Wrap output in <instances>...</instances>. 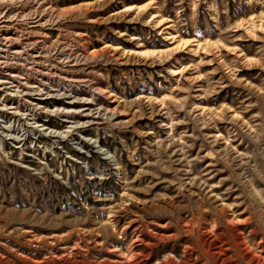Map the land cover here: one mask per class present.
I'll return each mask as SVG.
<instances>
[{"label":"rangeland","instance_id":"rangeland-1","mask_svg":"<svg viewBox=\"0 0 264 264\" xmlns=\"http://www.w3.org/2000/svg\"><path fill=\"white\" fill-rule=\"evenodd\" d=\"M51 2L74 8L52 36L109 45L70 70L122 115L54 136L64 99L16 97L31 113L9 118L19 141L0 133V264H264V0Z\"/></svg>","mask_w":264,"mask_h":264},{"label":"bare ground","instance_id":"bare-ground-1","mask_svg":"<svg viewBox=\"0 0 264 264\" xmlns=\"http://www.w3.org/2000/svg\"><path fill=\"white\" fill-rule=\"evenodd\" d=\"M73 11L74 8H58L51 0H0V91L4 92L0 97V116L6 117V120L0 119V133L7 140H20L19 136L11 134L19 127L9 121L11 115L21 116L23 111V107L19 106L22 99L17 96L31 97L34 107L45 110V101L64 99L65 107L47 111L62 116L63 121L69 124L68 129L40 128L54 136L65 137L72 129L89 125L103 116L113 120L122 115L118 108L101 103V100L112 102L114 94L101 86L99 76L82 75L70 70L105 56L109 45L90 51L73 38L67 39L60 34L52 36L50 33L62 17ZM188 43L189 40H183L178 45ZM165 51L142 49L128 53L148 58L161 56ZM81 87L88 89V96L78 94L77 90Z\"/></svg>","mask_w":264,"mask_h":264}]
</instances>
